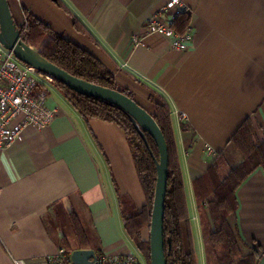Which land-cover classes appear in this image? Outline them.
I'll return each mask as SVG.
<instances>
[{"label":"crops","instance_id":"crops-1","mask_svg":"<svg viewBox=\"0 0 264 264\" xmlns=\"http://www.w3.org/2000/svg\"><path fill=\"white\" fill-rule=\"evenodd\" d=\"M167 1L9 4L17 23L31 12L92 53L142 105L149 102L150 88L167 97L177 112L174 129L190 188L214 159L207 147L230 149L228 140L246 117L264 136V0H180L191 15L185 27L194 32L192 46L184 50L150 31L148 18ZM75 20L88 32L75 27ZM51 95L48 105L58 109L51 122L39 129L29 124L0 154V264L44 257L62 246L81 248L78 230L95 251L139 254L120 211L122 195L139 208L146 202L125 131L101 118L85 120L64 98ZM237 197L231 220L244 250L259 249L258 264H264L262 167L240 185ZM149 235L145 227L142 237Z\"/></svg>","mask_w":264,"mask_h":264},{"label":"trees","instance_id":"trees-1","mask_svg":"<svg viewBox=\"0 0 264 264\" xmlns=\"http://www.w3.org/2000/svg\"><path fill=\"white\" fill-rule=\"evenodd\" d=\"M60 4L66 7L63 2ZM24 16L22 24L18 23L24 42L34 46L43 56L70 73L121 90L135 98L130 91L120 88L113 72L92 53L66 39L33 13L26 12ZM190 19L191 15L187 12L178 14L175 28L185 27ZM75 25L80 31L88 32L78 20H75ZM54 81L63 98L85 120L101 118L117 123L125 131L132 147L146 202L139 208L130 197L120 195L123 227L148 264H151L150 237L144 239L142 230L145 227L150 228L152 221L157 182L155 158L160 157L154 138L145 131V140L131 116L119 106L79 93L58 79ZM148 100L149 106L141 105L152 114L160 126L169 154L164 217L167 264H199L191 198L184 179L174 129L173 109L167 97L154 88H150ZM241 123L229 139L241 151L243 157L241 162L232 165L220 151L206 173L196 176L192 181L191 195L195 202L206 264H258L261 258V251L257 248L244 250L239 228L231 221V216L235 215L239 207L238 188L257 168L262 167L264 170V137L258 136V126L251 116L246 117ZM77 234L81 248L91 247L83 239V230L81 232L78 230Z\"/></svg>","mask_w":264,"mask_h":264},{"label":"built area","instance_id":"built-area-1","mask_svg":"<svg viewBox=\"0 0 264 264\" xmlns=\"http://www.w3.org/2000/svg\"><path fill=\"white\" fill-rule=\"evenodd\" d=\"M180 0H169L149 18L150 31L167 37L179 50L190 49L194 32L190 27L180 31L175 28L178 14L187 12ZM37 68L19 61L0 39V154L20 135L29 124L37 125L50 118L47 112L46 94H33L38 83ZM47 76V75H46ZM50 79V76H47ZM209 149H212L208 146ZM72 252L60 247L44 257L18 259L17 264H138L133 253H95L86 263H77Z\"/></svg>","mask_w":264,"mask_h":264},{"label":"water","instance_id":"water-1","mask_svg":"<svg viewBox=\"0 0 264 264\" xmlns=\"http://www.w3.org/2000/svg\"><path fill=\"white\" fill-rule=\"evenodd\" d=\"M0 39L14 52V55L38 71L50 75L73 90L103 99L124 109L131 116L138 130L146 140L145 131L155 140L159 148V159L155 158L157 182L150 225L151 264H167L164 240L165 200L168 187L169 154L164 134L152 114L129 94L108 86L81 78L43 56L34 46L24 42L22 33L13 15L9 0H0ZM95 255L92 248H77L72 258L77 263H86Z\"/></svg>","mask_w":264,"mask_h":264},{"label":"rangeland","instance_id":"rangeland-1","mask_svg":"<svg viewBox=\"0 0 264 264\" xmlns=\"http://www.w3.org/2000/svg\"><path fill=\"white\" fill-rule=\"evenodd\" d=\"M188 13V12H187ZM23 33H24V29H23ZM163 36V35H162ZM11 50V49H10ZM12 51V50H11ZM13 52V51H12ZM13 55H14V52H13ZM15 56V55H14ZM16 57V56H15ZM17 58V57H16ZM18 59V58H17ZM19 60V59H18ZM20 61V60H19ZM102 62V61H101ZM103 63V62H102ZM104 64V63H103ZM36 75V79L38 80V83L37 85L35 86L34 90H33V94L34 95H37L39 94L40 92H45L46 94V102H47V105H48V99L49 97H51L52 95L51 94H55V95H58L57 97L61 100L63 98V96L61 95V91L58 87V85L56 84V82L54 81V78H52L50 75L48 74H45V73H42L40 71L37 70V73L35 74ZM50 76V79L49 77L47 76ZM120 85V88L124 89L125 86H123L124 84H119ZM128 90V89H127ZM126 90V91H127ZM130 91V90H128ZM134 97L135 99L138 101V98H137V94H135V92H130ZM149 98V97H148ZM140 103V102H139ZM141 104V103H140ZM149 102L146 103V105L149 106ZM48 109H46L47 112H51V115H50V118L49 119H45L43 121H41L40 123H37V127L38 129L39 128H43L44 126L48 125L51 120L53 119V117L55 116V114L57 113L58 109L57 107H52L50 105L46 106ZM173 109V108H172ZM172 114H174V116L176 115L177 116V112L176 110L173 109V112ZM186 114H180V119L183 121V122H187L186 120ZM253 119V118H252ZM254 121V119H253ZM255 122V121H254ZM264 137V136H263ZM15 141V140H14ZM13 141V142H14ZM229 141V140H228ZM12 142V143H13ZM230 142V141H229ZM11 143V144H12ZM229 147L230 149H225L224 151L222 150L221 152H223L227 159L232 162L231 164L232 165H236L238 164L239 162H241V160L243 159L242 157V153L241 151L235 146L233 145L232 142L229 143ZM211 147V146H210ZM8 148V147H7ZM212 148V147H211ZM178 149H179V146H178ZM207 150H208V153L213 155L214 156V159L216 157V155L219 153V152H216V150H214L213 148L212 149H209V147H207ZM180 151V149H179ZM181 152V151H180ZM179 152V153H180ZM235 152V153H234ZM235 154V155H234ZM236 154L239 156H241V159H236ZM187 155V153H186ZM180 157H181V154H180ZM213 159V160H214ZM213 160L207 164V168L204 169V171L200 174V176L202 174H205L209 165L213 162ZM184 173V171H183ZM196 178V176H195ZM184 179H185V175H184ZM194 179V178H193ZM193 181V180H192ZM185 183H186V179H185ZM187 188H188V192H189V195H190V198H191V208H192V217H193V220H194V235H195V240H196V251H197V259L199 261V264H206L205 262V255L203 254L204 253V250H203V243H202V237H201V232H200V227H199V223H198V216H197V213H196V208H195V205L193 202V198H192V195H191V192H192V182H191V187L189 188L188 185L186 184ZM232 221V220H231ZM149 231H150V228H149ZM150 237V236H149ZM63 247V246H62ZM244 247V246H243ZM60 248V247H59ZM58 248V249H59ZM65 248V247H63ZM67 251H71V250H68L67 248H65ZM252 249V247L250 248ZM73 251V250H72ZM71 251V252H72ZM95 251V250H94ZM100 251H103V250H100ZM95 253H98V251H95ZM126 253H133V251H126ZM110 254V253H108ZM111 254H120V253H111ZM136 255L139 259L140 262H138V264H148V262L146 261V259L144 258V256L141 254V252L139 254H136V253H133V255ZM121 255V254H120ZM151 261V259H150ZM150 264V263H149Z\"/></svg>","mask_w":264,"mask_h":264},{"label":"bare ground","instance_id":"bare-ground-1","mask_svg":"<svg viewBox=\"0 0 264 264\" xmlns=\"http://www.w3.org/2000/svg\"><path fill=\"white\" fill-rule=\"evenodd\" d=\"M160 35V34H159Z\"/></svg>","mask_w":264,"mask_h":264}]
</instances>
